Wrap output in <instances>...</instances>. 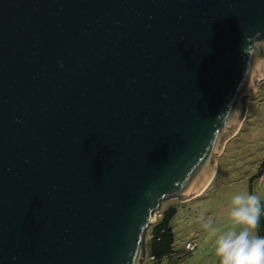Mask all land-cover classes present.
I'll list each match as a JSON object with an SVG mask.
<instances>
[{
    "label": "water",
    "instance_id": "obj_1",
    "mask_svg": "<svg viewBox=\"0 0 264 264\" xmlns=\"http://www.w3.org/2000/svg\"><path fill=\"white\" fill-rule=\"evenodd\" d=\"M263 76L264 0H0V264H142Z\"/></svg>",
    "mask_w": 264,
    "mask_h": 264
},
{
    "label": "rangeland",
    "instance_id": "obj_2",
    "mask_svg": "<svg viewBox=\"0 0 264 264\" xmlns=\"http://www.w3.org/2000/svg\"><path fill=\"white\" fill-rule=\"evenodd\" d=\"M244 116L235 133L225 137L220 151L212 158L214 171L208 185L189 198H171L163 201L158 215L167 206L175 208L170 220L174 254L154 262L147 256L148 231L144 247L146 256L142 264H220L215 246L219 235L229 230H240L230 218L232 198L247 193L259 197L261 217L264 219V172L249 180L264 159V76L255 81L254 91L245 99ZM251 181V182H250ZM210 224V227H205ZM193 244L186 249L185 243Z\"/></svg>",
    "mask_w": 264,
    "mask_h": 264
},
{
    "label": "clouds",
    "instance_id": "obj_3",
    "mask_svg": "<svg viewBox=\"0 0 264 264\" xmlns=\"http://www.w3.org/2000/svg\"><path fill=\"white\" fill-rule=\"evenodd\" d=\"M232 205L230 218L234 226H240V230L233 229L219 235L215 252L220 264H264V236L256 234L261 213L259 197L236 194ZM205 227H210V224Z\"/></svg>",
    "mask_w": 264,
    "mask_h": 264
},
{
    "label": "trees",
    "instance_id": "obj_4",
    "mask_svg": "<svg viewBox=\"0 0 264 264\" xmlns=\"http://www.w3.org/2000/svg\"><path fill=\"white\" fill-rule=\"evenodd\" d=\"M264 172V159L260 162L258 169L249 177V180L259 178ZM250 181V182H251ZM175 214L173 206H167L160 212L151 226L148 228V251L147 256L154 262L164 257H171L174 254L173 234L170 220ZM256 234L264 236V219L260 215V224Z\"/></svg>",
    "mask_w": 264,
    "mask_h": 264
},
{
    "label": "built area",
    "instance_id": "obj_5",
    "mask_svg": "<svg viewBox=\"0 0 264 264\" xmlns=\"http://www.w3.org/2000/svg\"><path fill=\"white\" fill-rule=\"evenodd\" d=\"M185 248L190 250V249L193 248V244L190 243V242H186V243H185Z\"/></svg>",
    "mask_w": 264,
    "mask_h": 264
},
{
    "label": "crops",
    "instance_id": "obj_6",
    "mask_svg": "<svg viewBox=\"0 0 264 264\" xmlns=\"http://www.w3.org/2000/svg\"><path fill=\"white\" fill-rule=\"evenodd\" d=\"M261 177V176H260ZM260 179V178H259Z\"/></svg>",
    "mask_w": 264,
    "mask_h": 264
},
{
    "label": "bare ground",
    "instance_id": "obj_7",
    "mask_svg": "<svg viewBox=\"0 0 264 264\" xmlns=\"http://www.w3.org/2000/svg\"><path fill=\"white\" fill-rule=\"evenodd\" d=\"M198 193V192H197Z\"/></svg>",
    "mask_w": 264,
    "mask_h": 264
}]
</instances>
